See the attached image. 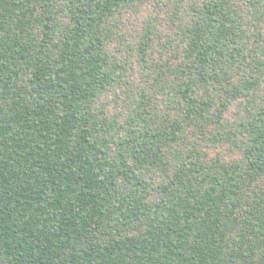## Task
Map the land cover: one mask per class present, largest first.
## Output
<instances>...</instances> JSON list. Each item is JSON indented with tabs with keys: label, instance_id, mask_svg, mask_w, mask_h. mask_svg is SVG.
<instances>
[{
	"label": "trees",
	"instance_id": "trees-1",
	"mask_svg": "<svg viewBox=\"0 0 264 264\" xmlns=\"http://www.w3.org/2000/svg\"><path fill=\"white\" fill-rule=\"evenodd\" d=\"M0 264H264V0H0Z\"/></svg>",
	"mask_w": 264,
	"mask_h": 264
}]
</instances>
